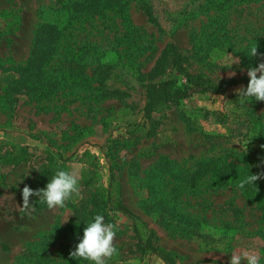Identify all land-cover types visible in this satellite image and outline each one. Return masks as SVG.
<instances>
[{
	"label": "rangeland",
	"instance_id": "374dc122",
	"mask_svg": "<svg viewBox=\"0 0 264 264\" xmlns=\"http://www.w3.org/2000/svg\"><path fill=\"white\" fill-rule=\"evenodd\" d=\"M89 1L0 0V264H22L29 243L35 264H91L70 252L97 214L117 225L108 264H164L109 207L119 204L174 264H229L242 250L264 264V189L237 186L264 172V102L241 105L235 93L264 62V0ZM62 3L64 17L83 8L35 59L40 69L26 67L38 23L58 19ZM32 70L43 83L22 78ZM163 80L225 95L145 117L147 88ZM58 170L77 174L79 195L53 209L30 197L22 210L23 187L44 188Z\"/></svg>",
	"mask_w": 264,
	"mask_h": 264
},
{
	"label": "clouds",
	"instance_id": "9594fccd",
	"mask_svg": "<svg viewBox=\"0 0 264 264\" xmlns=\"http://www.w3.org/2000/svg\"><path fill=\"white\" fill-rule=\"evenodd\" d=\"M257 46L251 48L249 56H257ZM264 60V54H261ZM234 63H239V59ZM259 74V75H258ZM234 75V73H231ZM249 82L247 87L235 90L238 102L244 105L250 103L252 98L255 101L264 102V62L256 67H251L247 71ZM260 179H264V172L244 175L239 179L238 187L243 189L245 185H253ZM79 195V179L75 172L58 170L46 187L33 190L25 185L22 189V210L28 211L33 208L30 197H37L41 202L46 203L48 209L64 207L66 201ZM117 225L105 223L104 216L97 214L93 221L88 223L83 229V237L70 252V257L77 260L90 261L91 264H108L116 254L117 249L114 244L116 238ZM260 256L254 251L242 250L233 252L229 264H260Z\"/></svg>",
	"mask_w": 264,
	"mask_h": 264
},
{
	"label": "trees",
	"instance_id": "16d2710c",
	"mask_svg": "<svg viewBox=\"0 0 264 264\" xmlns=\"http://www.w3.org/2000/svg\"><path fill=\"white\" fill-rule=\"evenodd\" d=\"M61 1V0H57ZM61 3V2H60ZM77 3V2H76ZM74 3V4H76ZM118 2L116 0H104L103 6H98L101 5L102 2L99 0H90L88 2V6L91 9L98 8H111L116 6ZM83 7H76V9L73 10L72 14L67 12L66 17L64 14V5L63 3L59 6V9L57 10V16L58 19L55 21H47V20H42L38 23L37 28L34 33L33 37V43H32V49L30 51V57L27 61L26 67H37L40 69L42 65H34V61L36 58L41 56V61H46L48 56H49V50L50 46L49 44H54L57 42L59 39L61 32L63 28L65 27L66 20H71L75 19L76 17L79 16V11ZM78 15V16H77ZM150 18V17H148ZM150 21L152 19H149ZM48 48V52L46 50H43V53H41L40 48L46 47ZM26 70V68H24ZM38 71L32 70L31 74H25L23 75L22 78L28 79L32 81L34 78H37L38 83H43V77L41 74L37 73ZM35 73V74H33ZM210 92L213 94H222L225 95V93L221 90L218 89L217 87L210 85V84H198V85H191V84H184L181 86H177L173 83L171 80H163L160 81L156 84H152L147 88V102L143 107V114L144 116H148L150 112L154 109L159 104H167V103H175L179 100L187 99L193 94L196 93H206ZM261 180V179H260ZM264 181V179H262ZM252 186H255L258 189H264V184L263 185H256L253 184ZM111 209H115L122 214H124L132 224V229L134 232V235L136 237V241L138 244L141 246L143 250H147L157 256L164 264H174V255L164 249H160L157 246L152 245L148 239H143L135 227V222L134 218L135 216L132 214V212L126 208L124 205H110L109 206ZM45 239H51L52 235L48 234L44 237ZM41 244V243H40ZM35 245L34 243H29L27 244L23 251L22 254L20 255V259L23 261L22 264H35L36 262V252H35Z\"/></svg>",
	"mask_w": 264,
	"mask_h": 264
}]
</instances>
